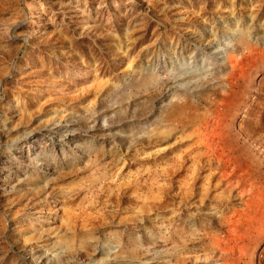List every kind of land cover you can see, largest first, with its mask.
<instances>
[{"label": "rangeland", "instance_id": "rangeland-1", "mask_svg": "<svg viewBox=\"0 0 264 264\" xmlns=\"http://www.w3.org/2000/svg\"><path fill=\"white\" fill-rule=\"evenodd\" d=\"M0 264H264V0H0Z\"/></svg>", "mask_w": 264, "mask_h": 264}, {"label": "bare ground", "instance_id": "bare-ground-1", "mask_svg": "<svg viewBox=\"0 0 264 264\" xmlns=\"http://www.w3.org/2000/svg\"><path fill=\"white\" fill-rule=\"evenodd\" d=\"M221 54H223V51H218L217 52V55H221ZM223 56V55H222ZM224 58V57H223ZM199 70H200V68H199Z\"/></svg>", "mask_w": 264, "mask_h": 264}]
</instances>
